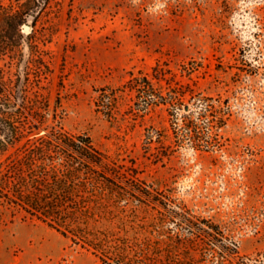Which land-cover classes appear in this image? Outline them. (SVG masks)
I'll use <instances>...</instances> for the list:
<instances>
[{
    "label": "rangeland",
    "instance_id": "obj_1",
    "mask_svg": "<svg viewBox=\"0 0 264 264\" xmlns=\"http://www.w3.org/2000/svg\"><path fill=\"white\" fill-rule=\"evenodd\" d=\"M2 2L0 28L4 14L37 9L32 0ZM21 31L15 45L0 29L1 59L29 75L27 88L49 102L55 122L134 163L167 202V209L137 206L142 221L196 215L220 226L224 236L214 240L166 220L170 236L158 238L173 249L174 264H264V0H50ZM157 64L186 96L130 115L134 96L123 85L131 73L152 77ZM104 87L119 88L112 116L99 98ZM187 120L199 131L198 147ZM22 216L0 207V264L98 263L90 250ZM221 240L236 242L239 255L222 256Z\"/></svg>",
    "mask_w": 264,
    "mask_h": 264
},
{
    "label": "trees",
    "instance_id": "obj_2",
    "mask_svg": "<svg viewBox=\"0 0 264 264\" xmlns=\"http://www.w3.org/2000/svg\"><path fill=\"white\" fill-rule=\"evenodd\" d=\"M32 2L36 10L14 9L2 16L0 29L5 42L16 45L24 36L21 30L28 17L33 16L29 23L32 27L50 0ZM2 56L0 53V207L46 223L73 244L90 250L97 264H174L173 249L162 246L165 240L158 238L170 236L161 227L166 220L214 240L218 235L223 238L218 224L196 215H152L142 221L137 206L157 202L167 209V202L156 197L134 163L110 158L89 134L71 132L55 122L56 111L51 112L49 102L37 90L27 88L25 79L29 81V75L12 73ZM166 70L157 64L152 77L144 72L131 73L123 85L134 96L128 106L130 115L144 117L152 105L174 106L186 96V91L172 87ZM152 78L165 79L166 90L155 87ZM118 90L102 89L99 98L104 97L107 115L115 111ZM185 123L195 140L193 146H200L195 139L197 127L190 120ZM151 133L145 138L148 148ZM176 236L180 237L178 233ZM222 242H217L222 256L232 259L239 255L236 242L231 246Z\"/></svg>",
    "mask_w": 264,
    "mask_h": 264
},
{
    "label": "water",
    "instance_id": "obj_3",
    "mask_svg": "<svg viewBox=\"0 0 264 264\" xmlns=\"http://www.w3.org/2000/svg\"><path fill=\"white\" fill-rule=\"evenodd\" d=\"M30 22H31V21L28 20V22H27L26 24L23 25V28H24V29H29V27H30L29 23H30Z\"/></svg>",
    "mask_w": 264,
    "mask_h": 264
}]
</instances>
